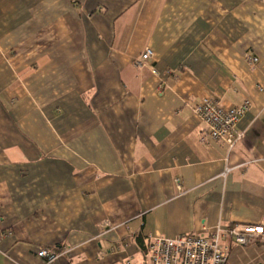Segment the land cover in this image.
<instances>
[{
	"label": "crops",
	"instance_id": "1",
	"mask_svg": "<svg viewBox=\"0 0 264 264\" xmlns=\"http://www.w3.org/2000/svg\"><path fill=\"white\" fill-rule=\"evenodd\" d=\"M203 99L249 102L231 150ZM262 225L264 0H0V264Z\"/></svg>",
	"mask_w": 264,
	"mask_h": 264
},
{
	"label": "built area",
	"instance_id": "2",
	"mask_svg": "<svg viewBox=\"0 0 264 264\" xmlns=\"http://www.w3.org/2000/svg\"><path fill=\"white\" fill-rule=\"evenodd\" d=\"M152 59V52L146 49L135 62L137 68H142ZM250 63H256L254 57H247ZM156 75V71L152 70ZM249 102L244 101L239 107L226 108L217 101L203 99L192 106L193 114L206 126L210 138L223 142L228 150L244 139V133L236 130V126L248 111ZM229 169L225 170V173ZM180 189V183L175 181ZM261 226H217L208 231L205 236L180 235L169 239L162 236H149L145 239V255L141 261L132 256L125 258L124 264H227L231 243L249 246L261 237ZM129 243L123 242L111 249L112 253L126 252ZM68 252H58L55 247L41 248L37 257L50 264Z\"/></svg>",
	"mask_w": 264,
	"mask_h": 264
},
{
	"label": "rangeland",
	"instance_id": "3",
	"mask_svg": "<svg viewBox=\"0 0 264 264\" xmlns=\"http://www.w3.org/2000/svg\"><path fill=\"white\" fill-rule=\"evenodd\" d=\"M259 240L261 237L245 247L231 243L227 264H264V243L258 244ZM137 259L141 261V257Z\"/></svg>",
	"mask_w": 264,
	"mask_h": 264
},
{
	"label": "trees",
	"instance_id": "4",
	"mask_svg": "<svg viewBox=\"0 0 264 264\" xmlns=\"http://www.w3.org/2000/svg\"><path fill=\"white\" fill-rule=\"evenodd\" d=\"M263 228V234L261 235V240H259L257 243L262 244L264 243V225L261 226ZM137 244L139 247V252L141 253L142 256L145 255V245H144V240L137 238Z\"/></svg>",
	"mask_w": 264,
	"mask_h": 264
}]
</instances>
